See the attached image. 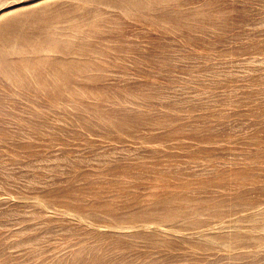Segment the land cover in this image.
<instances>
[{"label":"rangeland","instance_id":"374dc122","mask_svg":"<svg viewBox=\"0 0 264 264\" xmlns=\"http://www.w3.org/2000/svg\"><path fill=\"white\" fill-rule=\"evenodd\" d=\"M0 264H264V0H0Z\"/></svg>","mask_w":264,"mask_h":264}]
</instances>
